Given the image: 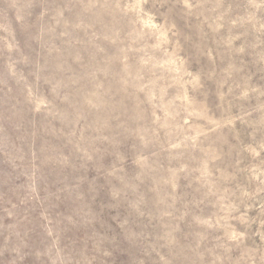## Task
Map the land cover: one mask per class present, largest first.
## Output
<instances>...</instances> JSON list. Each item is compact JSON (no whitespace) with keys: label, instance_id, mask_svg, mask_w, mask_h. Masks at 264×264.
Returning <instances> with one entry per match:
<instances>
[{"label":"rangeland","instance_id":"rangeland-1","mask_svg":"<svg viewBox=\"0 0 264 264\" xmlns=\"http://www.w3.org/2000/svg\"><path fill=\"white\" fill-rule=\"evenodd\" d=\"M0 264H264V0H0Z\"/></svg>","mask_w":264,"mask_h":264}]
</instances>
